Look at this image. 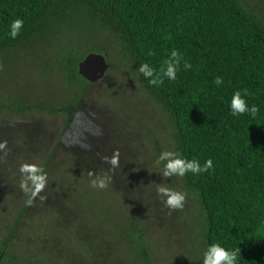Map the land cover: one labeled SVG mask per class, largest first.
<instances>
[{"label":"rangeland","instance_id":"obj_1","mask_svg":"<svg viewBox=\"0 0 264 264\" xmlns=\"http://www.w3.org/2000/svg\"><path fill=\"white\" fill-rule=\"evenodd\" d=\"M239 1L264 24V0ZM68 52L102 54L109 64L105 78L83 88L69 83L63 60ZM72 105L70 123L63 112L40 109ZM5 141L0 264H144L128 237L135 223L144 231L148 264H203L201 203L183 177L164 178L163 162L157 163L162 150L174 152L171 122L118 39L85 10L0 52V142ZM116 150L119 166L113 169L103 158ZM23 163L47 174L31 206L20 188ZM96 175L111 177L105 189L91 186ZM159 183L187 194L183 209L169 211L156 194ZM90 190L95 195L86 198Z\"/></svg>","mask_w":264,"mask_h":264},{"label":"trees","instance_id":"obj_2","mask_svg":"<svg viewBox=\"0 0 264 264\" xmlns=\"http://www.w3.org/2000/svg\"><path fill=\"white\" fill-rule=\"evenodd\" d=\"M80 9L120 42L130 67L171 122L174 152L201 163L213 160L207 173L183 176L201 203L204 251L217 241L240 248V264H264V24L239 0H0V52L47 34ZM17 17L24 28L11 39L8 28ZM173 48L192 67L184 70L182 62L175 81L150 84L139 65L158 68ZM89 53L63 56L69 83L89 85L78 73ZM217 75L224 79L221 87L214 83ZM237 89H247L249 105L258 106L254 119L231 115L228 104ZM75 108L40 107L63 112L68 123ZM128 230L148 264L143 229L135 223Z\"/></svg>","mask_w":264,"mask_h":264},{"label":"clouds","instance_id":"obj_3","mask_svg":"<svg viewBox=\"0 0 264 264\" xmlns=\"http://www.w3.org/2000/svg\"><path fill=\"white\" fill-rule=\"evenodd\" d=\"M24 24V19L20 17L12 20L7 36L15 39L21 34ZM182 62L184 70L192 67L191 63L184 59L183 54L178 49L173 48L167 53L166 58L162 60L158 68L150 66L148 63H142L139 65L137 71L143 74L150 84L160 87L164 84L165 79L168 81H175L177 79ZM214 83L217 87L223 86V77L217 75L214 78ZM249 95L247 89L234 90L228 104L232 116L248 115L253 119L256 117L259 108L255 103L249 105ZM5 147L6 141L0 142V149H4ZM118 157L119 151L116 150L111 157H104L103 159L114 169L119 166ZM161 162H163V170L160 174L164 178L174 175L183 177L185 174L199 176L201 173H207L210 169H213V160L211 158L201 163L196 158L189 159L179 152L169 150H162L160 152L157 157V163ZM19 171L23 175L20 188L28 195L25 203L31 206L38 194L45 188L47 174L35 163H23L20 165ZM89 176L92 177L93 174L89 172ZM110 180L111 177L107 175H96L90 179V184L93 188L105 189ZM156 194L161 198L170 212L184 208L186 193L159 183L156 187ZM240 251L238 247H226L220 242L213 241L203 253V264H240Z\"/></svg>","mask_w":264,"mask_h":264},{"label":"water","instance_id":"obj_4","mask_svg":"<svg viewBox=\"0 0 264 264\" xmlns=\"http://www.w3.org/2000/svg\"><path fill=\"white\" fill-rule=\"evenodd\" d=\"M109 64L99 53H89L78 65V73L89 84H96L103 80L108 72Z\"/></svg>","mask_w":264,"mask_h":264}]
</instances>
